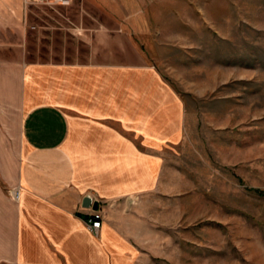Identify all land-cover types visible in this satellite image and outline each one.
Returning <instances> with one entry per match:
<instances>
[{
  "label": "rangeland",
  "instance_id": "1",
  "mask_svg": "<svg viewBox=\"0 0 264 264\" xmlns=\"http://www.w3.org/2000/svg\"><path fill=\"white\" fill-rule=\"evenodd\" d=\"M161 1L156 60L186 117L162 145L160 189L126 209L135 264H264V0ZM27 17V61L135 60L117 21L86 0H32ZM13 53L3 48L2 68ZM19 124L0 110V166L19 158Z\"/></svg>",
  "mask_w": 264,
  "mask_h": 264
},
{
  "label": "crops",
  "instance_id": "2",
  "mask_svg": "<svg viewBox=\"0 0 264 264\" xmlns=\"http://www.w3.org/2000/svg\"><path fill=\"white\" fill-rule=\"evenodd\" d=\"M86 1L117 21L135 60L27 61L29 0H0V110L21 129L19 158L0 166V263L135 264L126 209L160 189L162 145L183 136L184 103L155 55L162 1ZM3 48L14 50L7 68ZM87 195L100 202L98 233Z\"/></svg>",
  "mask_w": 264,
  "mask_h": 264
},
{
  "label": "built area",
  "instance_id": "3",
  "mask_svg": "<svg viewBox=\"0 0 264 264\" xmlns=\"http://www.w3.org/2000/svg\"><path fill=\"white\" fill-rule=\"evenodd\" d=\"M32 0H29L31 2ZM49 3H53L56 5H61V6H69L72 4L73 0H47ZM102 213L100 210H96L94 214L90 217L88 223L91 228V230L94 233H98L102 224Z\"/></svg>",
  "mask_w": 264,
  "mask_h": 264
},
{
  "label": "water",
  "instance_id": "4",
  "mask_svg": "<svg viewBox=\"0 0 264 264\" xmlns=\"http://www.w3.org/2000/svg\"><path fill=\"white\" fill-rule=\"evenodd\" d=\"M83 207L93 208L94 210H99L100 209V202L97 200L94 201L93 198L91 197V195H87L86 197H84Z\"/></svg>",
  "mask_w": 264,
  "mask_h": 264
},
{
  "label": "bare ground",
  "instance_id": "5",
  "mask_svg": "<svg viewBox=\"0 0 264 264\" xmlns=\"http://www.w3.org/2000/svg\"><path fill=\"white\" fill-rule=\"evenodd\" d=\"M15 196L19 197V191H15Z\"/></svg>",
  "mask_w": 264,
  "mask_h": 264
},
{
  "label": "trees",
  "instance_id": "6",
  "mask_svg": "<svg viewBox=\"0 0 264 264\" xmlns=\"http://www.w3.org/2000/svg\"><path fill=\"white\" fill-rule=\"evenodd\" d=\"M262 192V191H261ZM264 194V193H263Z\"/></svg>",
  "mask_w": 264,
  "mask_h": 264
}]
</instances>
